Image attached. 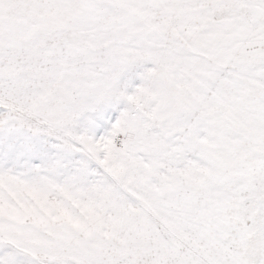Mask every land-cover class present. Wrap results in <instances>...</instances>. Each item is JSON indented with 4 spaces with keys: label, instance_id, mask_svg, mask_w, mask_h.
I'll use <instances>...</instances> for the list:
<instances>
[{
    "label": "snow or ice",
    "instance_id": "6c2138e0",
    "mask_svg": "<svg viewBox=\"0 0 264 264\" xmlns=\"http://www.w3.org/2000/svg\"><path fill=\"white\" fill-rule=\"evenodd\" d=\"M0 264H264V0H0Z\"/></svg>",
    "mask_w": 264,
    "mask_h": 264
}]
</instances>
